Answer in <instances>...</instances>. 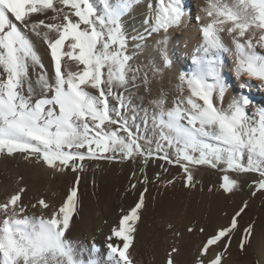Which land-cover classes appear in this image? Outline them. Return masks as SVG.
Wrapping results in <instances>:
<instances>
[{"label": "snow or ice", "instance_id": "snow-or-ice-1", "mask_svg": "<svg viewBox=\"0 0 264 264\" xmlns=\"http://www.w3.org/2000/svg\"><path fill=\"white\" fill-rule=\"evenodd\" d=\"M142 4L144 31L129 34L125 19ZM186 17L191 13L183 0H99V6L94 0H0V155L19 154L60 172L83 171L85 160H139L144 166L160 160L182 169L186 188L195 187L192 169L206 165L225 173L224 193L238 187L230 174H256L251 195L264 193V105L249 95L229 98L223 60L232 56L241 87L258 81L264 90V0H207L194 18L202 41L193 71L177 74L173 94L159 93L148 107L136 103L137 81L149 85L147 73L140 75V57L151 59L147 67L155 74L173 68L169 36ZM156 178L163 181L160 173ZM80 180L77 175L58 207L43 198L32 204L39 216L27 214L25 187L0 202V264H133L129 248L147 187L133 207L121 210L105 254L94 241L85 247L66 235L78 210ZM247 207L207 235L194 264H222ZM252 234L249 225L241 250ZM176 252L173 247L166 264H174Z\"/></svg>", "mask_w": 264, "mask_h": 264}, {"label": "rangeland", "instance_id": "rangeland-1", "mask_svg": "<svg viewBox=\"0 0 264 264\" xmlns=\"http://www.w3.org/2000/svg\"><path fill=\"white\" fill-rule=\"evenodd\" d=\"M38 47L42 56L45 48L42 45ZM69 64L72 70L74 65H72L71 62H69ZM139 66L141 67L140 75L143 76L145 72H147V69L142 64H139ZM137 83L141 87L138 92L134 89L133 95L135 97H145L148 92L145 89L146 86L140 80H138ZM147 86L149 87L151 85L149 84ZM82 163L84 165L83 171L73 172L71 170H65L61 174L59 173L60 171H54L42 163L35 162V159L26 161L19 154L14 157L0 155V202L5 201L9 195L14 194L20 187H25L26 191L22 194V200L24 204L28 206L27 214L39 216L41 215L40 208H31V205L43 198L54 208L58 207L66 198L77 175H79L81 180L78 185V210L74 214L73 221L70 225V231L67 234L72 235L83 229L86 224L87 213L96 216L103 205L108 208L110 212L109 218L102 219L103 226L111 224L109 226L112 228L118 223L119 217L122 215L121 210L127 211L133 207L139 198L140 192L147 187L148 191L145 194V207L140 210V220L136 223L137 231L141 226H146V224L151 226L150 222H152V218L154 217L155 222L152 224V227L155 226V228L158 229L157 233H163H161V236L160 234H155V242L150 239L151 235L149 233L142 235L141 239L144 243L141 242L140 239L139 248H141V251L139 248L138 250L145 255H149V257L152 254V249L153 254L156 252L158 253V250H162V252L165 251L163 253L159 252L162 253L164 257V264H166L168 253L171 252L170 246L172 245L171 247L173 248L175 245L174 247L176 248L177 246V249H179L181 243H184L180 248L181 251L179 252L178 250L177 253H172L174 263L181 264L184 259L183 264H194L195 257L207 235L212 234L219 227L228 224L232 216L235 215L245 202H247L248 207L245 209V212L237 218L238 222H241L243 228L252 225L251 223H254L255 219L257 221L258 216L256 217V214L264 208V193L258 192L255 196L251 195L253 191L252 181L257 179L256 174H230L232 178L237 180L238 187L233 193H224L220 185L225 173L222 172L220 168L214 169L206 165L197 166L192 169L194 180L196 181L195 187L186 188L184 186V174L182 169L178 165L167 164L160 160L150 161L147 166H144L139 160L120 161L119 159L114 161L85 160ZM164 169H167V171H164ZM133 173H135V175H133ZM157 173L161 174L163 178L162 182L157 180ZM144 176L148 177V183L142 182ZM168 180H173V183L167 184ZM132 184L136 185L134 189L131 187ZM209 189H211V191H209ZM181 194L183 196H181ZM189 204L190 206H188ZM168 205L170 209L176 212L181 209L177 212L179 216L176 222L171 217L167 219L166 216L161 214L160 217L159 215L160 213L164 214V209L167 208ZM194 210L195 212H193ZM158 211H160V213H158ZM180 213L185 216L183 217ZM43 214L48 215L49 213L45 211ZM239 219H241V221H239ZM169 225H171V228ZM189 227L195 229L203 227L205 232H188L187 229ZM103 228L101 227L100 229ZM155 228H153L154 232H156ZM137 231L133 234L134 237ZM143 236H145L146 239ZM147 236L149 238H147ZM168 236L172 239L167 238ZM151 237L155 239L153 235ZM181 237H183V240ZM251 238L252 236L249 238V244L244 250H241L239 247V260H247L251 264H258V258L253 257L251 252L247 251V249L251 250L253 248ZM160 240L164 243L162 244ZM154 243L155 245H153ZM175 243H177V245ZM187 247H189V249ZM220 250L221 249H213V251ZM253 252L257 255L255 251ZM231 256V247L229 246L224 253L222 262Z\"/></svg>", "mask_w": 264, "mask_h": 264}, {"label": "bare ground", "instance_id": "bare-ground-1", "mask_svg": "<svg viewBox=\"0 0 264 264\" xmlns=\"http://www.w3.org/2000/svg\"><path fill=\"white\" fill-rule=\"evenodd\" d=\"M95 2L98 6L99 0H95ZM147 2L148 3H155V0H147ZM206 2H207V0H183L185 9H186V11H190L191 17H186L187 22L185 23V25L182 26L180 29L172 31L170 36H169L168 48H169V53H170V55L174 61V67L173 68H169L166 71H161L159 74H155V73L151 72L149 70V68L147 67V63H151V59H149L148 62L146 63L145 57L144 56L140 57L139 64H142L147 69V72H146L147 73V79H148L149 84L151 85L150 86L151 96H149L148 92H147L145 97L137 96L136 97V103L137 104H142L143 106L148 107L150 99L155 98L159 93L173 94L177 90V88L180 86L177 74L180 72L190 73L193 71V69H194L193 57L196 54L197 47L199 46V44L202 41V36L199 32L198 25H197L194 18L200 12V9L206 5ZM145 13H146V9L143 7V4H142L140 7L135 9L130 15H128L126 17L125 26H126V30L128 31L129 34H135L136 32H143L144 31V26H143L142 21L145 18ZM149 43L151 45V52L154 54L157 50L156 45L152 44L151 41ZM42 58H43L45 65L49 67V71H50L51 70L50 58H49V55L46 54L45 51L43 52ZM223 60H224L225 79L228 81L229 85L231 86L230 91H229V98H231V96H233V95L244 94V95H249L254 100V102L256 104L264 105V90L260 89L257 86L259 84V82L258 81H248V83L250 85H253L252 87H241L240 86L241 80L237 78V76L233 70L234 60H233L232 56L225 54ZM72 65H74V64H72ZM72 70H76L75 65H74V68ZM244 79H247V78L245 77ZM145 89L148 91V86H146ZM59 173L62 174L63 171L59 172ZM181 196H183V195L181 194ZM190 204L188 206H190ZM186 206H184V207H186ZM195 207L197 208L196 205H195ZM185 209H187V208H185ZM179 211H177V212H179ZM177 212L170 209L169 205L167 208L164 209V214L160 213V211H158V213H160L159 214L160 217L162 214L163 216H166L167 219H169L168 217L173 218L175 220V222L177 221L178 216H179ZM182 212H183V210H182ZM193 212H195V210ZM109 213L110 212H109L108 208H106L104 205L99 210L98 215H96V216L94 214L91 215L90 213H87L86 214V221H85L86 224L84 225L83 229L79 230V232H76L72 235H68V238L73 240V241L80 242L85 247H88L94 241L97 248L102 253L106 254V249H105L106 237L110 234V230H111L110 227L111 226H109V225H111V224L103 226L102 219L103 218H109V216H110ZM180 214L183 215L182 213H180ZM159 215H158V217H159ZM184 216L185 215H183V217ZM257 216H258V220L256 221V219H255L254 223H251L252 228H253V234H252V238H251V243L253 245V248L251 250L247 249V251H250L253 257L258 258V260H259L258 264H264V208L262 210H260V212L258 214H256V217ZM164 218H163V220H164ZM182 219H184V218H182ZM239 221H241V219H239ZM154 222H155V220L153 217L152 222H150L151 226L146 224V226H141L139 228V230L137 231V234L134 237L132 244L129 248V252L131 254V259H132L133 264H164V261H163L164 257L162 255V253L165 251L162 252V250H160V251L158 250V253L156 252L157 254L156 253L153 254V249H152L151 250L152 254L149 257V255H145L143 252H140L141 248H139L140 239H141L142 235H144V234L149 233L151 236L153 235L155 239H153L151 236H150V239L154 240L153 242H155V240H156L155 234L157 233L158 229L155 228V226L152 227V224ZM78 223H80V222H78ZM175 225H176V223H175ZM225 225H227V224H225ZM101 227L102 228L104 227V228L100 229ZM153 228H155L156 232H154ZM245 228L246 227H244V228L242 227L241 222H238V230L232 236L231 243H230L232 256L230 258H228L227 260L223 261L222 264H251L247 260H239L240 259L239 258V242H240L241 236H242ZM98 229H99V231H98ZM153 232H154V234H153ZM161 233H163V232H161ZM161 233L158 232L157 234L158 235L160 234V236H161ZM162 236H163V234H162ZM143 237H145V236H143ZM147 238H149V237L147 236ZM167 238H169V236ZM145 239H146V237H145ZM150 239H149V241H150ZM163 239H164V237H163ZM169 239H172V238H169ZM181 239L183 240V237H181ZM157 240H158V238H157ZM179 240H180V238H179ZM141 242L144 243V241L142 239H141ZM187 242H188V240H187ZM158 243H159V241H158ZM163 243L164 242H162V244ZM175 244L177 245V243H175ZM182 244H184V243H181V247H182ZM248 244H249V242L247 243V245ZM153 245H155V243ZM179 245H180V243H179ZM247 245H246V247H247ZM158 246H159V244H158ZM171 246H170V248L172 249ZM186 246H183V247H186ZM138 248L140 249V251L138 250ZM176 248H177V246H176ZM180 248L178 249L179 252L181 251ZM187 248L189 249V247H187ZM188 249H187V251L189 252ZM190 250H191V248H190ZM253 251H255L257 255H255V253ZM159 252H162V253H159ZM214 252L215 251H213V253ZM180 261H178V262H180ZM182 261L184 262V259ZM186 261H187V259H186ZM176 262H177V260H176ZM183 262L181 264H183ZM177 264H179V263H177Z\"/></svg>", "mask_w": 264, "mask_h": 264}]
</instances>
